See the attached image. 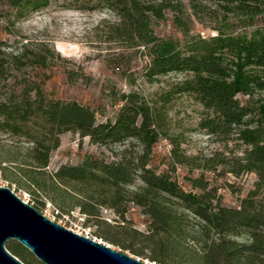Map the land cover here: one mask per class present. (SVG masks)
Returning <instances> with one entry per match:
<instances>
[{
    "label": "trees",
    "instance_id": "trees-1",
    "mask_svg": "<svg viewBox=\"0 0 264 264\" xmlns=\"http://www.w3.org/2000/svg\"><path fill=\"white\" fill-rule=\"evenodd\" d=\"M227 1L235 3L233 8H227L229 11L235 10L244 17L258 15L263 3V0ZM2 2L19 14L24 9L36 10L48 4V0ZM85 2H95V7L103 6L120 18L114 33L127 47L146 49L150 59L145 74L148 78L173 71L192 74L185 89L193 92L213 114L202 124L209 134H227L240 126L245 117L255 118L254 125L244 126L238 132V139L248 146L242 158L208 159L201 168L215 172L217 165H225L224 171L233 176L253 173L254 188L237 207H228L221 204L217 188L210 186L203 173L185 177L189 187L186 190L168 170L156 172L149 163L158 134L149 108L134 93L120 96L123 104L113 121L97 123L96 112L90 107L75 101L47 100L38 83L22 77L16 82L20 88L14 85L1 92L0 132L31 140L28 157L38 169L47 167L49 154L58 145V136L67 131L89 137L91 143L99 145L134 140L141 148L138 153L133 155L129 148H124L118 161L86 158L77 166H60L51 176L52 183L62 187L64 195L74 192L68 191L72 185L93 187L89 194L79 198L73 194L76 202L71 206L78 207L87 219L98 216V209L104 207L125 222L128 203L142 208L150 218L146 234L150 259L160 264H166L171 257L185 258L190 264H264V101L241 104L237 98L239 94L251 98L257 87H264V29L234 33L217 28L213 36L191 37L180 43L156 36L151 28L153 19L162 18V6L139 0ZM8 58L9 61L5 60L0 49V80L25 65L21 56ZM36 63L31 59L28 65ZM170 159L172 166L200 167L178 144L170 150ZM30 173L32 183L38 185ZM136 179L142 186L137 191L127 190ZM171 205L199 220L198 238L186 234L183 221L171 210ZM135 233V230L123 232V240L117 232L98 235L123 251L141 256L142 251L132 244L136 241ZM242 236L246 241L237 239ZM187 241L198 247L188 246ZM5 248L23 264H43L16 241L9 240Z\"/></svg>",
    "mask_w": 264,
    "mask_h": 264
},
{
    "label": "rangeland",
    "instance_id": "rangeland-1",
    "mask_svg": "<svg viewBox=\"0 0 264 264\" xmlns=\"http://www.w3.org/2000/svg\"><path fill=\"white\" fill-rule=\"evenodd\" d=\"M139 1L162 6V18L153 19L151 28L156 36L180 43L201 36L200 33L206 37L215 35L217 28L234 33L264 29V0L260 13L253 17L229 11L227 8H233L235 3L227 0ZM96 5L85 0H48L45 7L27 8L19 14L0 3V49L5 60L9 61L10 55H16L21 56L25 64L20 71L10 72L0 80V98L1 92L14 85L20 88L16 82L23 77L38 83L47 100L75 101L90 107L96 112L97 123H100L114 120L123 104L122 94L134 93L149 108L158 134L149 166L156 172L168 170L186 190L189 187L185 177L203 173L210 186L217 188L221 204L237 207L254 188L255 174L233 176L224 171L225 165H217L215 172L201 168L208 159L231 161L242 158L248 146L238 139V132L244 126L254 125L255 118L245 117L240 126L233 127L227 134H209L202 124L213 114L193 92L185 89L192 74L173 71L148 78L145 74L150 59L146 49L127 47L114 33L120 18L109 9ZM31 59L37 63L28 65ZM237 98L241 104L264 101V87H257L251 98L241 94ZM175 144L186 156L195 158L200 167L172 166L170 150ZM32 145L31 140L25 137L0 132V187L9 188L23 202L68 230L104 243L143 263L160 264L150 259L146 237L150 218L142 208L128 203L125 222L104 207L98 209V216L87 219L78 207L71 206L76 202L73 194L79 198L89 194L93 187L74 188L72 185L68 191L74 192L64 195L62 187L52 183L51 176L60 166H77L86 158L118 161L124 148H129L133 155L138 153L141 148L134 140L99 145L91 143L89 137L67 131L58 136V145L50 152L48 165L43 169L33 167L34 163L28 157ZM30 172L38 185L32 183ZM141 186L140 180L136 179L126 188L137 191ZM170 208L183 221L186 234L198 238L199 220L177 205ZM127 230H135L136 241L132 244L143 255L123 251L98 235L117 232L123 240L122 234ZM237 239L246 241L244 236ZM187 242L188 246H196L195 242ZM166 264L190 263L185 258L171 257Z\"/></svg>",
    "mask_w": 264,
    "mask_h": 264
},
{
    "label": "water",
    "instance_id": "water-1",
    "mask_svg": "<svg viewBox=\"0 0 264 264\" xmlns=\"http://www.w3.org/2000/svg\"><path fill=\"white\" fill-rule=\"evenodd\" d=\"M13 240L43 264H146L51 221L9 188L0 187V264H23L5 244Z\"/></svg>",
    "mask_w": 264,
    "mask_h": 264
},
{
    "label": "built area",
    "instance_id": "built-area-1",
    "mask_svg": "<svg viewBox=\"0 0 264 264\" xmlns=\"http://www.w3.org/2000/svg\"><path fill=\"white\" fill-rule=\"evenodd\" d=\"M202 38H206V36L204 35V33H200ZM214 34H211V36H213Z\"/></svg>",
    "mask_w": 264,
    "mask_h": 264
}]
</instances>
